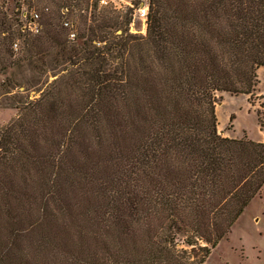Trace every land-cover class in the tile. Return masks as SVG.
<instances>
[{"label":"trees","instance_id":"obj_1","mask_svg":"<svg viewBox=\"0 0 264 264\" xmlns=\"http://www.w3.org/2000/svg\"><path fill=\"white\" fill-rule=\"evenodd\" d=\"M99 1L56 0L17 60L18 18L0 9L1 70L62 66L0 126V264H27L14 240L68 213L77 182L92 185L89 218L106 232L103 253L67 264H203L264 186V141L222 135L216 113L223 93L252 102L258 88L264 0H150L145 35L131 32V9ZM66 14L81 22L74 39ZM25 198L29 221L13 228L11 202Z\"/></svg>","mask_w":264,"mask_h":264},{"label":"rangeland","instance_id":"obj_2","mask_svg":"<svg viewBox=\"0 0 264 264\" xmlns=\"http://www.w3.org/2000/svg\"><path fill=\"white\" fill-rule=\"evenodd\" d=\"M20 1H24L26 9L29 11L33 9L41 11L42 21L45 12L58 7L56 0H0V9L6 13L8 18L16 17L14 10L16 4ZM89 1L93 2V0ZM116 1L121 4V7L117 8L112 4L103 5L100 1L99 6L100 8L104 6L108 9L123 10L124 12L131 9L133 14L131 32L137 35H145L147 26L143 28V20L135 15V10L142 2L149 4L150 0ZM65 12H68V9L65 8ZM64 18L71 20L75 29L76 25H79V23L81 25L75 15L66 14ZM16 26L19 29L18 25ZM67 30L69 29H66V33ZM18 32L17 39L21 42L20 48L23 47L28 36L37 35L24 34L20 29ZM23 55L24 51L20 49L16 51L11 59L17 60ZM33 64V62L23 60L20 66L13 65L5 71L0 69V126L7 124L15 117L27 101L39 97L41 92L62 70V66L52 62L50 57H48L46 72L40 71ZM258 73L260 82L258 88L251 95L252 102L248 99L249 95H233L228 92L223 93L222 98L218 101L216 113L219 121L218 129L222 135L237 138L247 135L253 140H264V129L260 124L257 111L260 109L264 112V106L261 105L264 104V97H262L264 93V67H261ZM233 113L235 118L230 121ZM262 118L264 119V113H262ZM108 165L109 161L103 163L102 169L109 170ZM103 173L102 176H104ZM3 183H5L4 179H0V185H3ZM86 186L90 188L92 185L77 182L68 187L66 202L71 208L68 213L47 216L43 227L39 230L28 232L25 230L14 240V252L23 257L27 256L29 258L27 264L29 262L32 264V261L36 264H67L65 259L70 258L69 252L88 257L92 255L94 250L103 253V247L101 248L99 239L96 238L103 236L106 231L103 225L99 226L89 218V211L94 202V197L86 189ZM27 201L29 200L25 198L21 202L16 200L11 202V210L15 215L14 219H16V222H12L15 224L13 228L17 227L19 223L26 227V222L29 221V216L32 213V207ZM1 215L0 222H4L7 215L3 213ZM2 232L7 231L2 229ZM4 236L0 233L1 239ZM44 236L52 239L54 245L48 243L49 247H47L44 243L42 244L44 246L35 249V245L41 243ZM15 256L16 254L13 257ZM13 261L16 262V258ZM24 261L26 262V260ZM88 263V261H85L80 264ZM12 264L14 263L12 262ZM203 264H264V187L263 194L256 195L252 204L235 221L228 237L223 238L212 249Z\"/></svg>","mask_w":264,"mask_h":264},{"label":"built area","instance_id":"obj_3","mask_svg":"<svg viewBox=\"0 0 264 264\" xmlns=\"http://www.w3.org/2000/svg\"><path fill=\"white\" fill-rule=\"evenodd\" d=\"M24 1H20L16 4L14 13L18 18L16 25H18L19 29L24 34H39L43 29V21H42V12L38 10L29 11L26 9V5L23 3ZM101 4H112L114 7H121V4L116 0H100ZM149 13V4L146 2H142L135 10V15L143 20V28L147 26ZM133 22V21H132ZM64 26L69 29V37L74 39L76 37V30L74 28V23L69 20H64ZM131 23V28H132ZM21 42L19 39H16L13 42L14 50H19Z\"/></svg>","mask_w":264,"mask_h":264},{"label":"crops","instance_id":"obj_4","mask_svg":"<svg viewBox=\"0 0 264 264\" xmlns=\"http://www.w3.org/2000/svg\"><path fill=\"white\" fill-rule=\"evenodd\" d=\"M262 141H264V140H262ZM263 187H264V186H263ZM262 194H263V188H262ZM255 197H256V196H255ZM255 197H254V198H255ZM254 198H253V199H254ZM253 199H252V201H253ZM252 201L250 202V204H249L246 208H248V207L252 204Z\"/></svg>","mask_w":264,"mask_h":264}]
</instances>
